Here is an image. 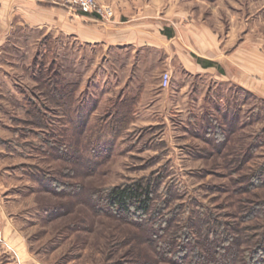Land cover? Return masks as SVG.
Listing matches in <instances>:
<instances>
[{
	"label": "rangeland",
	"instance_id": "1",
	"mask_svg": "<svg viewBox=\"0 0 264 264\" xmlns=\"http://www.w3.org/2000/svg\"><path fill=\"white\" fill-rule=\"evenodd\" d=\"M201 1L185 0L184 7L213 23L223 40L228 33L234 49L247 43L251 73L264 78L257 64L264 58V0ZM103 54L47 38L19 39L2 50L0 175L7 197L0 264H23L21 245L14 249L3 234L10 222L39 264H182L151 249L139 219L103 210L109 189L136 182H150L149 224L168 220L178 237L195 238L204 222L237 236L247 253L264 239V83L258 87L252 76L257 94L212 90L208 74L194 79L175 67L163 87L167 71L158 53L112 51L107 64ZM39 71L56 74L61 86L77 84L71 109L44 99L34 80ZM130 98L132 119L116 124L115 104ZM31 106L41 110L43 125L33 124ZM193 246H185L188 261Z\"/></svg>",
	"mask_w": 264,
	"mask_h": 264
},
{
	"label": "crops",
	"instance_id": "2",
	"mask_svg": "<svg viewBox=\"0 0 264 264\" xmlns=\"http://www.w3.org/2000/svg\"><path fill=\"white\" fill-rule=\"evenodd\" d=\"M95 1L104 8V18L75 12L48 0H0V56L3 49L16 48L19 39L35 43L42 42L43 38L52 42L64 39L103 50L105 64L112 51L132 58L152 51L158 53L163 69L170 74L175 67L188 72L194 79L208 74L213 82L212 90L226 86L237 88L242 95L261 92L252 89V76L256 75L251 73V49L247 43L243 42L242 48L231 47L228 33L223 40L213 23L184 7L189 0L186 3L185 0ZM257 64L264 71V58L259 57ZM256 77L260 78L255 80L259 87L264 78ZM184 89L187 86H183ZM5 191L4 179L0 175L2 208L6 204L4 199L7 196H2ZM3 227L4 237L14 249L21 245L20 255L17 254L19 262L39 264L25 250L24 237L18 228L11 222ZM10 261L8 264H15Z\"/></svg>",
	"mask_w": 264,
	"mask_h": 264
},
{
	"label": "trees",
	"instance_id": "3",
	"mask_svg": "<svg viewBox=\"0 0 264 264\" xmlns=\"http://www.w3.org/2000/svg\"><path fill=\"white\" fill-rule=\"evenodd\" d=\"M34 80L47 102L64 109L73 107L77 84L66 83L61 86L56 74L46 76L41 71L35 75ZM133 101L134 99L130 98L115 104L113 111L116 124L120 122L122 125L132 119L129 113ZM28 114L36 119L37 122L33 123L34 125L44 124L40 120L42 112L38 107H29ZM153 200L150 182L123 184L107 191L106 206L103 210L112 216L122 215L139 219L137 222L140 223L144 237L153 245L151 249L158 254L164 253L167 257L170 256L172 260H178L182 264H264V239L257 240L256 245L246 253V250L239 251L238 246H242L243 242H240L237 236L230 235L226 231L213 230L212 227L207 228L204 222L200 223L195 238L188 233L183 237H178L168 220H163L158 224L154 223V226L149 224L148 213L153 206ZM175 212H171L169 217H174ZM146 219L148 220L145 221ZM199 219L198 217V221ZM189 245L190 247L194 245V248L190 250L192 261L185 258V251H187L185 246Z\"/></svg>",
	"mask_w": 264,
	"mask_h": 264
},
{
	"label": "built area",
	"instance_id": "4",
	"mask_svg": "<svg viewBox=\"0 0 264 264\" xmlns=\"http://www.w3.org/2000/svg\"><path fill=\"white\" fill-rule=\"evenodd\" d=\"M49 2L69 8L75 12H80L82 14H95L101 18L105 16L104 8L98 4L95 0H48ZM170 80V74L164 72L161 76V84L163 87L167 86ZM5 243L1 236L0 228V244ZM8 247V246H7Z\"/></svg>",
	"mask_w": 264,
	"mask_h": 264
}]
</instances>
